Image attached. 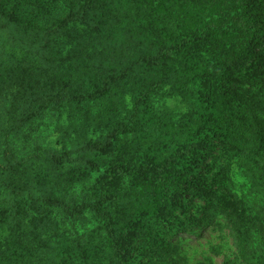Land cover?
I'll use <instances>...</instances> for the list:
<instances>
[{"label":"trees","instance_id":"16d2710c","mask_svg":"<svg viewBox=\"0 0 264 264\" xmlns=\"http://www.w3.org/2000/svg\"><path fill=\"white\" fill-rule=\"evenodd\" d=\"M112 1L116 23L138 24L148 42L156 39L140 61L150 77L115 92L113 72L57 78L46 67L53 43L64 49V0H0V264H135L144 234L149 249L156 238L182 237L190 224H202L205 216L181 220L178 210L192 168L216 148L229 160L218 165L212 155L208 172L217 170L208 183L220 177L230 186L220 195L232 199L215 209L219 226L232 240L235 264H264V116L251 89L264 87L262 25L247 14V0ZM185 4L199 17L179 27L177 6ZM95 18L107 26L101 9ZM88 19L83 12L84 28ZM181 31L201 43L216 33L228 38L207 42L212 63L177 42ZM28 41L36 55L24 54ZM251 54L258 61L234 84L247 85L249 95L238 100L219 89L235 82L223 71ZM164 86L181 90L180 99L196 93L183 100L190 115L161 125L149 96ZM62 117L60 147L40 143Z\"/></svg>","mask_w":264,"mask_h":264},{"label":"rangeland","instance_id":"374dc122","mask_svg":"<svg viewBox=\"0 0 264 264\" xmlns=\"http://www.w3.org/2000/svg\"><path fill=\"white\" fill-rule=\"evenodd\" d=\"M113 3L112 0H92L88 4L84 0H64V10L59 11L68 14L64 23V35H61L62 40H64V49L60 53L54 42V53L48 58L46 64L52 76L55 75V77L60 78V75L56 76V74H60L59 72H64L66 75L72 74L74 78L80 76L83 72H113L109 81L113 82L110 85V90H114V92L123 87L132 88L135 83H141L145 78L150 77L151 69H143L140 61L143 54L147 51L148 44L155 42L156 39L148 42V36L141 31L138 24L116 23L118 12L113 8ZM165 3L168 5L169 1L165 0ZM62 5V2H59L58 5H53L51 7L53 8L52 12H55ZM245 8L250 18L262 25L261 30H264V0H247ZM97 9H101L105 14L107 26H97L96 18L93 19V12ZM177 9L179 11L177 26L179 27H184V25L192 23L193 19L199 17V12L193 5H179ZM83 12H86L87 16H89L85 28L82 26L81 21ZM173 28L170 27V30ZM181 32L183 36L177 33V42L182 40L183 45L190 53L205 61L211 59V56H207L206 53L212 51L207 42L219 43L228 38L216 33L207 40L205 39L204 43H201L197 38L185 35V31ZM1 34L9 42L15 40L12 35L6 33V30L4 32L1 31ZM43 40L46 39L44 38ZM43 40L39 38L37 41L34 40V42L37 43ZM34 42L28 41L24 43L22 47L24 54L26 52H32L33 55L37 54V51H34L33 48ZM38 46L41 48V45ZM211 55L214 58L219 57V53L216 52ZM37 58L38 55L35 60ZM258 59V54L254 56L251 54L245 58V63L240 67L225 68L223 71L225 77L229 80L235 79L234 83L229 82L228 84L234 85L237 81L245 79L244 73L250 70L249 67L257 62ZM260 61H263V58ZM211 62L215 63L213 59H211ZM39 64L40 66L44 65L42 61ZM120 78L123 79L121 82ZM233 85L229 88L219 89L227 90L228 95H237L238 100L246 99L249 95L247 92L249 87L247 85L241 87ZM234 87L235 90L233 89ZM251 89L258 93V101L261 102L259 108L263 111L264 116V87L255 85ZM180 91L164 86L156 89L149 96L152 99L151 106L156 111L155 114L161 118L159 120L161 125L168 124L167 122H178L181 117L188 116L193 112L192 108L183 100H188V94L194 96L196 89L188 91L182 99L178 95ZM141 110H144L143 107ZM141 114H143L142 111ZM57 125V128L50 129V131L43 134L39 142L46 146L59 148L61 145L60 140L64 136V130L67 125L64 124V117L59 120ZM212 155L215 157L218 155V165H223L224 159L226 161L229 160L223 153H218L217 148L210 150L209 154L204 155L199 164L192 168V175L187 182V189L183 194L178 210L181 220L191 221L190 219L204 218L205 216L203 220L201 219L202 224L193 226L190 224L187 232L182 237L178 235L163 240L166 244L160 248H156V246L163 244V241L156 238L149 249H147L144 244L148 241L150 242V240L145 239L148 234H144L141 237L138 252L135 253L136 257L133 258L135 264H233L232 262L236 261V250L232 248V240L228 231L219 226L215 211L217 207L225 204V201L232 200L225 196L224 200L223 196L220 195V193L226 195L223 190V184L224 186H230L227 185V182H223L220 177H217L218 181L216 184H213V186L209 185L208 181L212 179L217 170L215 168L208 172L210 170L208 169V164L211 162L210 158ZM243 164L244 161L239 165L237 172L244 170ZM244 180L245 176L243 175L242 181ZM237 182L235 185L232 184L234 187L233 192L235 190L238 191L241 181ZM248 186L245 181L244 189ZM213 193L215 194L214 196ZM9 231L14 233L15 226H11ZM150 234L149 236L155 235V231L151 230ZM91 250H93V247Z\"/></svg>","mask_w":264,"mask_h":264}]
</instances>
